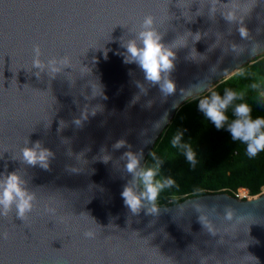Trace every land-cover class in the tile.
<instances>
[{"label":"water","instance_id":"95a60500","mask_svg":"<svg viewBox=\"0 0 264 264\" xmlns=\"http://www.w3.org/2000/svg\"><path fill=\"white\" fill-rule=\"evenodd\" d=\"M147 16L176 53L170 95L124 62ZM36 45L69 66L37 77ZM263 56L264 0H0V176L17 171L35 195L23 220L0 209V264H264V188L154 214L121 197L125 152L142 149L144 167L186 102ZM121 139L131 149H114ZM37 140L47 170L24 162Z\"/></svg>","mask_w":264,"mask_h":264},{"label":"clouds","instance_id":"9594fccd","mask_svg":"<svg viewBox=\"0 0 264 264\" xmlns=\"http://www.w3.org/2000/svg\"><path fill=\"white\" fill-rule=\"evenodd\" d=\"M225 19L232 21L234 16L229 14L225 16ZM239 31L241 36L246 38L248 30L241 27ZM162 40L163 35L154 27L153 17H145L143 30L135 38L124 42L122 45L126 49L124 62L136 63L142 70L146 81L153 85L159 84L161 92L164 95H170L176 91V84L170 78L176 53L173 50L174 48L164 44ZM33 51V68L40 70L36 73L37 77H39L40 72L45 70L51 73H59L62 68L69 66L67 57L60 60L51 59L45 64L40 58L42 52L39 45H36ZM236 99L237 93L230 89H225L223 96L218 92H212L210 95L199 99L198 108L218 130L224 128L227 124V130L231 133L232 140L243 143L246 146L247 155L255 157L258 153L264 152V117L253 118L252 106L248 103H239L235 105L233 110L235 119H232L229 123L230 118L227 111ZM94 114L95 112H93ZM75 123L79 125L81 121L76 120ZM182 137L183 131H178L171 144L173 147L180 146L183 148L187 162L195 167L197 154L189 144L180 143ZM125 146L129 149L132 147L121 139L113 145V148L120 149ZM22 155L24 162L28 165H39L47 170L53 153L50 149L43 147L41 141L37 140L31 147H25L22 150ZM149 155L156 160L155 166H142V149L139 152L129 150L121 157L126 161V172L132 177L124 186L121 197L125 206L133 214H138L146 205L147 212L154 214L157 211L156 201L161 191L175 184V180L171 176L157 179L160 161L156 158L154 152H150ZM103 160L105 163L108 162L106 159ZM34 199V193L29 191L23 177L17 171L0 176V209H3V214H7L15 207L17 218L23 220L26 214L32 210ZM149 205L151 206L149 207ZM86 235L91 237L93 234L89 232Z\"/></svg>","mask_w":264,"mask_h":264},{"label":"trees","instance_id":"16d2710c","mask_svg":"<svg viewBox=\"0 0 264 264\" xmlns=\"http://www.w3.org/2000/svg\"><path fill=\"white\" fill-rule=\"evenodd\" d=\"M225 89L237 93V99L229 106V123L235 105L248 103L252 106L253 118L264 117V56L246 65L237 74L215 87L211 92L186 102L175 114L171 124L162 133L150 152L160 161L157 179L171 176L172 187L160 193L156 206L171 207L187 199L210 195L236 194L258 196L264 188V152L250 157L246 146L233 141L231 133L224 128L217 129L198 108L199 99L218 92L223 96ZM183 131L181 144H189L197 154L195 167L185 157L184 149L173 147L172 139ZM151 155L144 167L155 166Z\"/></svg>","mask_w":264,"mask_h":264},{"label":"rangeland","instance_id":"374dc122","mask_svg":"<svg viewBox=\"0 0 264 264\" xmlns=\"http://www.w3.org/2000/svg\"><path fill=\"white\" fill-rule=\"evenodd\" d=\"M239 194L242 196L241 198H243L244 200H245V198H247V199H254V197H256V196H251V195H249V193L246 195V197L244 196V194H241V191H239ZM262 194V193H261ZM260 194V195H261Z\"/></svg>","mask_w":264,"mask_h":264},{"label":"built area","instance_id":"2783aa9c","mask_svg":"<svg viewBox=\"0 0 264 264\" xmlns=\"http://www.w3.org/2000/svg\"><path fill=\"white\" fill-rule=\"evenodd\" d=\"M249 193V192H248ZM242 196L239 194V192L236 194V198L237 199H240V200H244L243 198H241ZM248 198V197H247ZM247 198H245V200L247 199Z\"/></svg>","mask_w":264,"mask_h":264},{"label":"bare ground","instance_id":"6f19581e","mask_svg":"<svg viewBox=\"0 0 264 264\" xmlns=\"http://www.w3.org/2000/svg\"><path fill=\"white\" fill-rule=\"evenodd\" d=\"M250 200H252V199H250Z\"/></svg>","mask_w":264,"mask_h":264}]
</instances>
